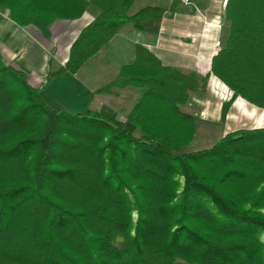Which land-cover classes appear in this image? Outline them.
<instances>
[{"label": "trees", "instance_id": "1", "mask_svg": "<svg viewBox=\"0 0 264 264\" xmlns=\"http://www.w3.org/2000/svg\"><path fill=\"white\" fill-rule=\"evenodd\" d=\"M133 2L0 0V8L45 39L55 20L95 11L47 82L78 73L124 25L156 34L179 6L130 14ZM224 18L229 27L211 60L232 91L221 123L237 96L264 108V0H226ZM207 81L135 44L132 63L72 114L47 106L42 87L0 57V264H264V127L190 146L197 120L181 106ZM115 86L142 91L127 115L138 136L89 108L95 93Z\"/></svg>", "mask_w": 264, "mask_h": 264}, {"label": "crops", "instance_id": "2", "mask_svg": "<svg viewBox=\"0 0 264 264\" xmlns=\"http://www.w3.org/2000/svg\"><path fill=\"white\" fill-rule=\"evenodd\" d=\"M138 1L139 6L134 8V4ZM150 1L134 0L129 13H134L144 5H153ZM225 1L188 0L190 4L187 5L179 2L175 11L167 12L162 16L156 34L136 31L130 25H124L106 47L85 62L79 73H93V69L102 64L104 71L100 76L114 77L121 66L132 63L135 44H141L153 53L163 66L183 71L199 72L201 67L206 70L213 57V50L219 46L221 29L215 27L214 23H222V29L226 24L224 15L222 16ZM170 3L171 0H164L163 5L160 6ZM154 5L159 6V4ZM198 13L204 16L207 23H204L205 19L203 21ZM94 15L95 11L88 8L76 19L55 20L50 25L49 39H45L39 30L31 25L19 27L9 19L5 10L0 8V57L6 65L24 71L29 83L36 87L45 79L51 62H55L56 68L65 62L68 57L66 48L69 49L80 30L93 19ZM56 29L60 30V34H55ZM63 37L68 38L67 46L62 47V53L57 56V45ZM112 68L115 70L112 71ZM79 73L72 74L69 78L71 88L67 95L69 103L75 109L82 105L89 93L95 91L90 89L81 76H78ZM39 87L45 92L43 85ZM216 89L221 90L219 86ZM243 109L241 102L236 98L231 104V111L229 110L226 115L227 131L242 128L240 127L242 117L235 119L232 116L237 113L243 114Z\"/></svg>", "mask_w": 264, "mask_h": 264}, {"label": "rangeland", "instance_id": "3", "mask_svg": "<svg viewBox=\"0 0 264 264\" xmlns=\"http://www.w3.org/2000/svg\"><path fill=\"white\" fill-rule=\"evenodd\" d=\"M172 1L174 0H171V2ZM177 1L185 5L190 4L188 0H177ZM163 2L164 0H157V1L151 0L150 4L153 5L159 4L160 6L163 5ZM139 4L140 2L138 1L136 4H134V8H137ZM224 9H225V4H224ZM195 11L197 10L195 9ZM223 12L224 10H222V16L224 15ZM198 14L201 15L204 21L205 19L204 16L201 13ZM223 19L226 23L223 29H222L223 27L222 23H214L215 27L221 29V34L219 39V46H217V48L213 50L214 53L213 56H215L218 53V51H220L222 45L221 35L225 36L229 27V22L225 20L224 16ZM204 23H207L206 19ZM55 34H60V30L56 29ZM67 41L68 38L66 37L61 38V41L57 45L58 47L57 56H60V54L62 53L61 51L62 47L67 46ZM68 52L69 49L66 48V56H68ZM211 60L210 63L207 65L206 70H204L201 67L202 69L200 68L199 72L195 71L201 75L208 76V81L205 90L190 93V96L186 104L181 106L182 111L190 113L197 120L195 136L193 140H191V142L189 143V145L192 146L193 148L206 147L210 145L213 141L218 139L220 136H223L224 134L230 132L227 131V127H226V124L228 122L227 123L225 122L227 113L225 115L223 123H221L220 112H221L222 104L229 100L230 96L232 95V91L226 85H224L216 76L212 74ZM55 69H56L55 62H51L50 70L54 71ZM113 70L115 69L112 68V71ZM102 71H104V69H103V65L101 64V66H96L93 69V73L86 74L84 72L80 74L78 72L79 73L78 76H81L84 79V81L87 82L91 90H96L102 87L103 85H105L106 83L113 81V79L115 78V76L112 78L110 76H109L110 78L101 77L100 75ZM71 75H72L71 73L65 72L60 76H53L47 82H45V79H43L38 83L36 87L35 86L33 87L38 88L40 85L44 86L45 92L42 91L41 88L40 94L47 106L53 109H60L62 111L73 114L76 113L81 108V106H79L77 109L73 108V105L69 103V100L67 98L68 90L69 88H71V83L69 81V78L72 77ZM108 80L110 81L108 82ZM218 86L221 88L220 91L216 89V87ZM141 93L142 91L134 86H122V87L115 86L109 89L108 92L95 93L91 98V101L89 103V108H91L93 111L106 113L115 118L120 119L121 121H124L126 123V128L130 132H132V134L138 136L140 134L139 129H137L132 123L128 122L127 115L132 109V107L139 100ZM236 98L239 102H241L242 106L244 107L242 112L243 114L237 113L231 116L235 119L242 117L240 124V127L242 128L240 129H254V128L264 127V108H258L248 103L240 96H237ZM231 104L228 106L227 112L229 110L231 111ZM150 106H151V102L149 101V105L146 104L145 110L146 109L150 110L151 109ZM133 217H135V213H133ZM262 240H264V234L262 235Z\"/></svg>", "mask_w": 264, "mask_h": 264}]
</instances>
